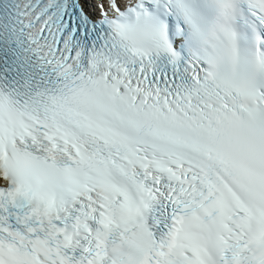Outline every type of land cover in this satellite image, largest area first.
<instances>
[{
  "label": "snow or ice",
  "instance_id": "obj_1",
  "mask_svg": "<svg viewBox=\"0 0 264 264\" xmlns=\"http://www.w3.org/2000/svg\"><path fill=\"white\" fill-rule=\"evenodd\" d=\"M0 264H264V0H0Z\"/></svg>",
  "mask_w": 264,
  "mask_h": 264
}]
</instances>
